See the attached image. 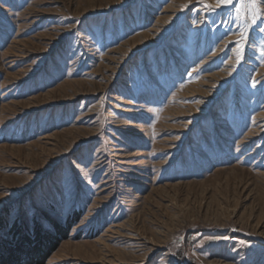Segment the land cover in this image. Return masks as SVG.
I'll list each match as a JSON object with an SVG mask.
<instances>
[{
  "label": "rangeland",
  "instance_id": "rangeland-1",
  "mask_svg": "<svg viewBox=\"0 0 264 264\" xmlns=\"http://www.w3.org/2000/svg\"><path fill=\"white\" fill-rule=\"evenodd\" d=\"M260 12L0 0V264H264Z\"/></svg>",
  "mask_w": 264,
  "mask_h": 264
},
{
  "label": "snow or ice",
  "instance_id": "snow-or-ice-1",
  "mask_svg": "<svg viewBox=\"0 0 264 264\" xmlns=\"http://www.w3.org/2000/svg\"><path fill=\"white\" fill-rule=\"evenodd\" d=\"M198 2L203 3V0H198ZM243 2L247 3L250 8L255 9L257 5L260 3V0H243ZM217 7H223V8H228L230 9L233 5V0H216ZM206 8H209L212 11H215L216 9H211L210 5L205 4L204 5ZM183 10V9H182ZM237 12H239V9H236ZM261 16H264V12L257 13L256 19H260ZM256 21L254 20L253 23ZM259 31L261 33H264V26L259 28ZM242 38L246 39V35L244 33L241 34ZM237 45V63H239L240 59H242V54H243V44H241L240 41L235 42ZM261 55H264V52H261Z\"/></svg>",
  "mask_w": 264,
  "mask_h": 264
},
{
  "label": "trees",
  "instance_id": "trees-1",
  "mask_svg": "<svg viewBox=\"0 0 264 264\" xmlns=\"http://www.w3.org/2000/svg\"><path fill=\"white\" fill-rule=\"evenodd\" d=\"M49 237H50V238H48V239H49V242H50V241H52V239H51V236H49ZM54 244H55V243H54ZM55 245H56V244H55ZM53 246H54V245H53Z\"/></svg>",
  "mask_w": 264,
  "mask_h": 264
}]
</instances>
